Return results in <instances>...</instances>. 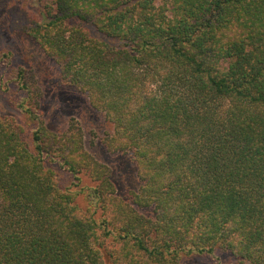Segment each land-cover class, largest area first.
Here are the masks:
<instances>
[{
  "label": "trees",
  "instance_id": "1",
  "mask_svg": "<svg viewBox=\"0 0 264 264\" xmlns=\"http://www.w3.org/2000/svg\"><path fill=\"white\" fill-rule=\"evenodd\" d=\"M4 0H0V3ZM40 1V0H38ZM29 33L113 126L140 185L76 120L51 130L35 70L0 52V264H264V0H52Z\"/></svg>",
  "mask_w": 264,
  "mask_h": 264
},
{
  "label": "rangeland",
  "instance_id": "2",
  "mask_svg": "<svg viewBox=\"0 0 264 264\" xmlns=\"http://www.w3.org/2000/svg\"><path fill=\"white\" fill-rule=\"evenodd\" d=\"M52 0H4L0 3V52L12 50L13 64L20 61L31 66L39 85L44 91L42 111L51 130L62 131L76 120L85 133L86 147L100 162L114 171L118 193L125 197L130 190L140 185L137 165L132 155L113 154L106 150L101 140L113 131L104 113L95 110L86 94L65 84L58 65L46 56L29 34L35 23L41 20V6ZM7 79L4 66L0 65V115L20 120L21 116L12 107L8 94L1 89ZM208 264L206 260L201 261ZM107 264H113L107 261Z\"/></svg>",
  "mask_w": 264,
  "mask_h": 264
}]
</instances>
